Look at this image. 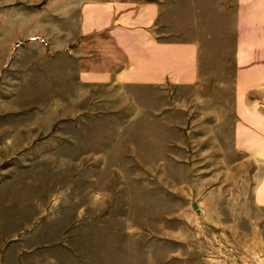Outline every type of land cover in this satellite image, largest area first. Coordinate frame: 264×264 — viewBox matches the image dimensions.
<instances>
[{"label":"rangeland","instance_id":"374dc122","mask_svg":"<svg viewBox=\"0 0 264 264\" xmlns=\"http://www.w3.org/2000/svg\"><path fill=\"white\" fill-rule=\"evenodd\" d=\"M29 1L0 0V264H264L231 154L235 0H127L196 52L155 86L79 81L44 46L57 7Z\"/></svg>","mask_w":264,"mask_h":264},{"label":"crops","instance_id":"0c3cea01","mask_svg":"<svg viewBox=\"0 0 264 264\" xmlns=\"http://www.w3.org/2000/svg\"><path fill=\"white\" fill-rule=\"evenodd\" d=\"M45 1L57 7L62 24L56 25L58 40L44 46L72 58L81 82L155 86L171 76L182 81L194 70L191 43L158 40L153 28L160 12L156 1ZM234 3L238 98L233 105L231 154L238 157L236 168L246 169L241 176L248 178L252 207L264 210V0Z\"/></svg>","mask_w":264,"mask_h":264}]
</instances>
